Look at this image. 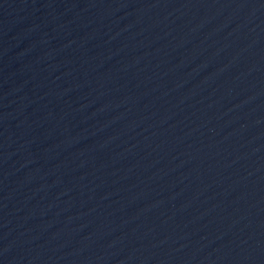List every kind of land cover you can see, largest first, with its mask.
<instances>
[{
	"label": "water",
	"instance_id": "water-1",
	"mask_svg": "<svg viewBox=\"0 0 264 264\" xmlns=\"http://www.w3.org/2000/svg\"><path fill=\"white\" fill-rule=\"evenodd\" d=\"M0 264H264V0H0Z\"/></svg>",
	"mask_w": 264,
	"mask_h": 264
}]
</instances>
